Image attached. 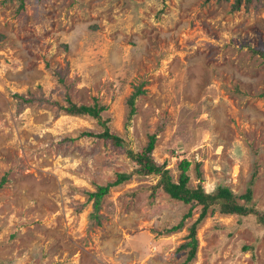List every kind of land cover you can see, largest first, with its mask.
Segmentation results:
<instances>
[{"label": "rangeland", "instance_id": "374dc122", "mask_svg": "<svg viewBox=\"0 0 264 264\" xmlns=\"http://www.w3.org/2000/svg\"><path fill=\"white\" fill-rule=\"evenodd\" d=\"M231 3L0 0V264H184L200 207L158 176L111 188L89 225V193L134 171L151 135L174 183L186 160L189 188L228 189L254 211L211 206L187 264H264V0ZM67 99L105 106L121 144L81 137L103 127L60 111Z\"/></svg>", "mask_w": 264, "mask_h": 264}, {"label": "trees", "instance_id": "16d2710c", "mask_svg": "<svg viewBox=\"0 0 264 264\" xmlns=\"http://www.w3.org/2000/svg\"><path fill=\"white\" fill-rule=\"evenodd\" d=\"M218 2H232L231 3V10L238 11L241 5L244 7H258L262 3L263 0H216ZM22 5V4H21ZM264 58V53L260 54ZM142 91L140 89H136L127 100L128 105L131 108L130 115L134 114V101L137 97L142 95ZM15 98L18 99L20 103L30 104L33 102L34 98H25L24 96H16ZM264 99V94L262 96ZM67 106L59 107V110L62 111L66 115L71 116H87L96 121L98 124L103 127V132L100 134H93V133H83L80 136L86 137H93V138H100L104 140H110L113 145L119 146L122 142V139L117 137L116 135H112L106 125V120H101V113L106 110L105 106L100 105L96 100L93 101L91 105H83V104H76L71 102L69 99L66 101ZM155 143V135H151L148 137V144L144 149V154L133 158V161L137 164V168L134 171L129 173H118L116 174V178L113 182L107 183L104 186H98L96 192L89 193L88 199L93 200V208L94 213L90 216V223L96 222L99 224V220L96 219V212L99 210L101 199L108 193L111 188L118 187L122 183L131 180L133 177H148L151 175L158 176L159 181L156 188H161L165 194H167L171 199L177 200L184 205H197L200 207L199 218L192 224L189 228V235H188V242L184 243L180 248L187 249L189 251L187 253V257L185 259L184 264H187L195 255V249L197 245V241L195 239V229L196 226L206 215L207 210L214 205H217L218 211L220 214L225 215H237L239 217L247 216L249 214H254L252 208L245 206L244 204H240L236 201V197L228 189H222L220 194L217 197H214L212 194H204L200 187L196 189H192L188 187L189 182V162L186 160H181L178 163V179L177 182L174 183L172 181L171 176L167 170H164V166H158L153 159L151 158V153L154 149ZM197 169V168H196ZM197 175L199 176L198 170H196ZM5 182V178H3L0 182V188L2 187L3 183ZM250 190L244 196H241V199L247 201L249 199ZM191 215V211H188L186 215L183 216L182 220L177 224V226L170 228L167 232H174L176 230H180L182 227V223L185 219L189 218ZM96 219V220H93ZM258 221L264 227V216H258Z\"/></svg>", "mask_w": 264, "mask_h": 264}]
</instances>
